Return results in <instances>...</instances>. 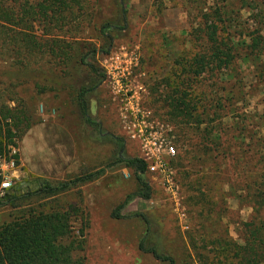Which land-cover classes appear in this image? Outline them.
<instances>
[{"label": "rangeland", "instance_id": "374dc122", "mask_svg": "<svg viewBox=\"0 0 264 264\" xmlns=\"http://www.w3.org/2000/svg\"><path fill=\"white\" fill-rule=\"evenodd\" d=\"M252 3L240 10L238 0H225L228 17L241 25L227 32L238 43L235 57L220 73L194 78L185 73L196 52L190 33L219 2L125 0L122 24L117 0H79L81 15L68 16L49 36L37 21L27 31L0 24V118L12 134L0 157V181L9 184L6 189L19 184L31 192L40 183L54 186L102 170L88 183L53 197L34 195L17 209L74 207L78 214L70 226L80 246L73 256L81 264H166L141 251V240L173 264H197L187 235L198 232L197 241L240 243L252 185L264 189V0ZM104 24L115 27L107 37ZM254 29L258 52L244 37ZM123 53L137 64L130 83L135 90L142 86L139 107L171 128L173 192L145 169L149 200L132 197L114 219L112 210L138 188L131 169L113 165L117 140L124 157H140L121 128L102 68ZM80 92L86 114L76 99ZM181 96L186 116L172 108ZM10 160L12 167H5ZM195 178H201V196L193 200L196 192L188 186ZM15 213L0 208V224Z\"/></svg>", "mask_w": 264, "mask_h": 264}, {"label": "trees", "instance_id": "16d2710c", "mask_svg": "<svg viewBox=\"0 0 264 264\" xmlns=\"http://www.w3.org/2000/svg\"><path fill=\"white\" fill-rule=\"evenodd\" d=\"M120 9V21L125 23V11L122 9L125 0H117ZM215 6L207 13H202L192 30V42L196 49L190 63L186 65V74L192 78L200 77L203 74L220 73L226 68L235 57L238 43L234 42L232 34L227 35L231 29L235 32L241 25L228 17L229 12L225 8V0H212ZM255 0H238L239 9L252 6ZM250 2V5H247ZM79 0H0V24L27 31L31 28L32 22L37 21L42 25V34L49 36L55 28H61L71 17L81 15ZM115 28L110 24H104L101 32L107 37L106 30ZM237 28V29H235ZM226 32V36L221 34ZM248 40L251 51L260 47V37L257 29L250 31L244 36ZM240 44V43H239ZM110 42L101 53L109 52ZM91 69V68H90ZM82 108V114H86V103L83 100V93L76 97ZM184 97L175 99L172 108L177 115L186 116V104ZM3 118H0V157L4 154L6 145L10 143L12 136L5 128ZM5 142V140H7ZM117 145L115 164H122L131 169L137 184V191L128 195L126 199L115 207L111 212L114 219L121 218L120 212L132 197L142 200H149L151 190L141 175L145 171V164L139 158L124 157L122 154L123 145L120 140ZM102 170L82 174L57 183L51 186L47 183H40L38 188L31 192L21 191L19 184L5 191L0 196V208L15 210L7 222L0 224V264H81L75 259L73 253L79 248L70 226L71 217L78 214L74 207H57L55 209H43L41 207L27 206L24 209H17L30 197L41 194L53 197L68 192L81 184L88 183L99 176ZM253 191L249 194L251 214L247 221L241 224L242 235L240 243L229 238H216L211 241L200 239L196 236L201 233L187 235L188 245L193 253L197 264H264V217L261 211L264 210V189L259 183H253ZM201 178H195L189 183L188 188L196 192L192 199H200ZM134 216L141 218L145 223L142 214ZM201 237V236H200ZM139 249L150 254L155 260L173 264L172 259L167 255H160L154 246H143V240L139 242Z\"/></svg>", "mask_w": 264, "mask_h": 264}, {"label": "built area", "instance_id": "2783aa9c", "mask_svg": "<svg viewBox=\"0 0 264 264\" xmlns=\"http://www.w3.org/2000/svg\"><path fill=\"white\" fill-rule=\"evenodd\" d=\"M125 57H127L125 53L121 56L114 55L108 64L102 66L108 79L111 100L117 106L122 130L129 140L138 145L139 159L144 162L145 169L151 173H157L162 179L164 190L172 193L171 171L167 165L175 153L173 146L166 138V133L171 128L157 123L151 111L139 107L138 94L142 86L137 85L135 90L131 88L130 83L137 64L136 61H129L128 57L126 62ZM142 75L143 73L139 76ZM12 165V160L5 163V167H12ZM8 186L9 184L5 181H0V190L6 191ZM2 195L0 192V196Z\"/></svg>", "mask_w": 264, "mask_h": 264}]
</instances>
